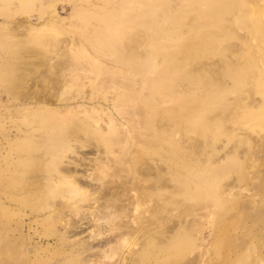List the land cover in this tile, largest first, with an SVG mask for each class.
Segmentation results:
<instances>
[{"label": "rangeland", "instance_id": "1", "mask_svg": "<svg viewBox=\"0 0 264 264\" xmlns=\"http://www.w3.org/2000/svg\"><path fill=\"white\" fill-rule=\"evenodd\" d=\"M31 1L28 7H24L20 0H0V165L4 167V172H1L0 167V187L4 185L7 187L6 195L18 199L20 198L18 191L23 187L30 173L26 177L21 175L12 180L6 178L5 172L14 167L15 160L21 163L26 161L28 154H37L44 150L43 143L35 144L30 140L32 136L35 138L38 136L41 117L52 118L58 113L63 115L68 109H72L71 115H67L70 124L78 118L88 119V114L81 113L84 108H79L80 105L92 106L85 103L86 98H90L91 101L88 102H94L96 105L99 104L97 101L108 105L119 119L124 115L128 116L130 109L117 111L113 108V99L119 93L128 91L123 87L126 80L119 74L111 76L108 70L111 71L113 68L127 70L134 66L132 62L145 61L149 56L153 57L157 67L160 63H166L163 48L170 49L172 56H176V43L182 42L181 36L184 41L190 40V24L193 22L199 30L201 25L209 26L211 31L219 29L217 24L210 22V18L205 14L200 15L199 11L193 10V5L199 7L200 4H192L190 0H170L169 10L176 12L167 20L169 30L166 32L170 36L169 39L161 23L154 24L151 28L146 23V18L139 20L135 13L129 14V10L134 9L130 2L134 1L139 5L149 3L148 0ZM223 1L231 5L230 14L222 15V12L220 14L219 23L224 26L222 30L220 29L221 48L219 46L216 51L199 55L197 62L218 61L222 73L228 70L230 63H233L245 68L247 75L245 79H240L241 85H234L232 80L228 79V85L223 91H214L217 93V98L208 103L210 107H197L195 111L193 110L194 118L178 119L180 156L175 157L176 160L173 161L170 157L168 159L171 164L176 162L181 166L188 159L192 163L200 164V172L204 173L203 176L201 173V176L209 180L211 194L197 197L193 201L180 196L185 203L197 206L198 210L181 220L173 221L170 219L173 212L177 211L172 210V206L164 229L154 228L150 234L145 235L137 232L138 236H134V239L138 240L137 243H142L137 255L138 264L191 262L192 264H264V0ZM92 3H98L100 7H92ZM154 3L156 7L160 4L155 1ZM76 4L84 6L85 9L72 12ZM54 9L58 18H65L64 22H58L56 26L41 31L30 30L28 25L37 26V23L53 18ZM126 11L127 13L122 14ZM179 12L183 14L182 21L177 26L175 22L181 19H178ZM71 13L74 16L70 17ZM115 13L121 16L116 19ZM162 14L163 12L158 10L154 18L158 22L164 21ZM102 18L117 21L109 26L110 34H114V31L116 32L124 23H128L126 24L128 27H122L123 35L117 46L110 44L103 49L105 53H96L94 46L85 43L80 34L94 25L101 26ZM199 18L203 22L198 25ZM103 24L106 26V23ZM222 32L226 35L223 36ZM78 42L83 46L77 45ZM17 43H23V46L16 48L14 45ZM194 46H192L194 50L197 47L200 54L205 53L203 50L206 49L202 48L201 44ZM29 47L35 48L39 54L33 55L28 52L26 49ZM83 51L89 52L90 58L86 53L83 55ZM121 60H126L128 65L119 63ZM191 62L195 63L188 61L187 65ZM63 63H67L68 71L67 75L60 76L62 86L43 89L42 83H38L41 80L36 76L54 77L50 75V69ZM15 64L22 72H30L34 69L38 72L34 74L33 71L32 75L29 73L24 75L23 82L15 88L4 80V76L15 67ZM26 64H31L30 70L23 69ZM106 66L109 69H104ZM171 66L176 68L173 64ZM182 67L180 70H183ZM203 72L212 80L210 71ZM166 80H169V77ZM52 82L51 79L50 83L54 86L55 83ZM173 86L175 94L185 101L182 109L196 107L192 102L196 101L197 97L207 98L208 87L192 86L178 77L173 79ZM19 90L24 93L35 92L39 98L54 95V98L49 97L48 103L55 111L52 112L53 116L24 110L25 105L19 96L14 94V91L19 92ZM99 124L104 125L102 121ZM121 132L122 134L119 133L116 137L114 155L124 158L133 146L131 142H126L123 131ZM193 140L203 142L204 149L199 157L191 155L188 158V147ZM152 152L153 150L147 149L146 159H149ZM83 168L79 167V173H82ZM218 168L220 172L217 171ZM2 177L7 180L3 182ZM44 181L39 175L34 179L38 184ZM164 192L167 195L165 190ZM64 195L48 196L45 203L50 206L51 216L43 217L40 223H32V226L30 225L32 229L28 227L29 214L35 213L31 205L16 207L13 203L8 204L10 208L7 206L0 208V264H19L16 263L17 254L25 252L28 248L33 249L29 264H56L67 259L68 264H87L88 260H91V264H100L98 255L92 256L91 250L88 252L87 247L91 245L97 250L99 243H103L102 248H104L110 242H114L112 239L114 235H111L107 224L103 229L101 228L102 235L99 240L92 242L90 237L96 236V232L94 226L88 228L87 225L82 239L86 245H78L72 253L69 251L70 254H67L68 250L65 251L61 243L46 246L47 238L65 231L66 221H77L80 217V214L75 213L72 202ZM36 201L37 199L30 202L34 203V206L37 204ZM40 207L37 206L35 209L40 210ZM127 219L124 218L125 221ZM186 221H194L192 236L186 240L187 243L180 242L177 238L181 236L177 231L182 230ZM127 224L130 226L129 223ZM126 229L122 227L118 231L124 232ZM158 232L167 238V243L163 246L155 238ZM7 236L12 242L8 246L4 242ZM109 239L108 244L104 246ZM159 248L162 249L161 252Z\"/></svg>", "mask_w": 264, "mask_h": 264}, {"label": "bare ground", "instance_id": "2", "mask_svg": "<svg viewBox=\"0 0 264 264\" xmlns=\"http://www.w3.org/2000/svg\"><path fill=\"white\" fill-rule=\"evenodd\" d=\"M20 1L24 7H28L32 3L31 0ZM154 1L160 2V4L156 7ZM190 1L192 4H200L199 7L193 5V10L199 11L200 15L205 14L210 18V22L217 24L219 29L211 31L209 26L201 25L199 30L196 29L193 22L190 24V40L184 41L181 36L182 42L176 43V56H172L170 49L163 48L166 54V63H160L159 66L161 67H157L153 57L149 56L147 60H142L144 63L142 61L139 63L132 62L134 66L127 68V70L123 68L108 70L111 72V76L119 74L126 80L123 87L128 91L119 93L113 99V108L117 111L124 108L130 109L131 112L128 116L124 115L119 119L108 105L99 101H97L99 104L96 105L94 102H88L91 101L90 98H86L85 103L92 104V106L80 105L79 108H84L81 113L88 114V119L78 118L70 124L67 115H71L72 109H68L63 115L58 113L52 118L41 117L38 136L37 138L32 136L30 140H33L35 144L43 143L44 150L37 154H28L26 161L21 163L15 160L14 167L5 172L6 178L12 180L21 175L26 177L30 173L29 178L26 177L27 181L18 191L19 199L7 196V187L4 185L0 187V208L2 206L10 208L8 204L13 203L16 207L19 205L27 206L26 204L34 207L35 213L30 212L28 217V227L32 226V223H40L44 219L43 217L51 216L50 206L45 203L49 195L65 194L67 200L72 202L71 205L74 206L75 213L80 214L77 221L69 220L65 222L66 224L64 223L65 231L47 238L46 246L61 243L64 245V250H68L67 254H70L69 251L72 253L78 245H86L82 239L87 225L88 228L94 226L96 232V236L90 237L92 239L90 242H92L99 240L100 235H102L101 228L103 229L104 225L107 224L110 227L111 235H114L112 238L114 242L108 244L109 239L107 243H104V246L108 244L104 248H102L103 243H99L97 250L90 245L87 247L88 252L91 250L92 256L97 254L100 264H138L137 255L142 243L139 244L137 243L138 240L134 239V236H138L136 235L137 232L145 235L150 234L154 228L164 229L172 206V210L177 211L176 213L173 212L172 219H170L173 221L181 220L198 210L197 206L185 203L180 196L193 201L197 197H206L211 194L210 182L202 177L204 173L200 172V164L192 163L190 159L186 160L182 166L179 163L173 162L171 164L172 162L168 161L169 157L173 161L180 156L178 148L180 122L178 119L182 117L186 120L194 118L193 110L195 111L197 107L208 106L209 102L215 100L217 98L215 92L223 91L228 85V79H231L234 85H241V80L245 79L247 72L245 68L238 67L233 63H230L228 70L222 73L218 61L212 63L197 62L199 55L216 51L219 46L221 48L220 39L222 35L220 31L224 26L219 23L220 14L221 12L222 15L230 14L231 3L223 0ZM133 2L129 3L134 7V9L129 10V14L135 13L139 20L146 18V23L151 28L152 25L161 23L166 37L169 39L170 36L166 32L169 30L167 20L176 12L169 10L170 0H148L149 3H140L139 5ZM91 6L98 8L100 4L92 3ZM77 9L82 11L85 7L76 4L72 8V12H77ZM158 10L163 12L164 21L158 22L154 18V14ZM125 13L127 11L122 14ZM182 14L179 12L178 19L182 17ZM53 15L54 17L46 22H39L37 26L28 25V27L30 30L41 31L56 26L58 22H64V17L58 18L56 9L53 10ZM71 16L74 14L71 13ZM120 16L119 13L114 14L116 19ZM101 20V26L94 25L80 34L85 43L94 46L96 53H105L103 49L110 44L117 46L123 35L122 27H128L126 25L128 23H124L116 32L114 31V34H110L109 26L112 25V22L117 21H109L111 19L108 18ZM181 21L182 18L177 20L175 25H180ZM202 22L203 20L199 18L197 24ZM103 23H106V26ZM152 33L156 32L152 31ZM222 34L223 36L226 35L225 32ZM184 38L186 37L184 36ZM81 42L76 44L83 46ZM199 44L206 49L203 50L205 53L200 54V51L196 49L197 47L195 50L192 47ZM14 46L21 48L23 43H17ZM26 50L33 55L39 54L33 47ZM85 53L86 56H90L89 52L83 51V55ZM188 61H195V63L191 62L190 65H187ZM119 63L128 65L126 60H121ZM171 64L175 65L176 68ZM181 66H183V70H180ZM184 66L190 67L184 68ZM30 68L31 64H26L23 67L25 70H30ZM107 68L106 66L104 69ZM204 70L211 72L212 80L203 72ZM33 71L34 74L38 72L37 69ZM33 71L22 72L21 68L15 64V67L4 76V80L16 88L23 82L24 75L26 76L27 73L32 75ZM67 71V63H63L50 69L49 73L54 77L48 78L46 75L36 77L41 80L38 83H42L43 89H50V86H62L63 82L60 80V76L67 75ZM168 77L169 80H166ZM177 77L186 80L192 86L208 87L207 98L197 97V100L192 102L196 104V107L182 109L185 101L175 94L173 86V79ZM51 79L52 83H55L54 86L50 83ZM14 94L19 96L25 105L24 110H31L36 114L46 113L47 115H52V112H55L51 105H48L49 97L54 95H49L48 98H39L35 92L24 93L20 90L19 92L14 91ZM100 121L104 125H98ZM181 127L185 128L184 125ZM120 130L123 131L126 142H131L133 146L124 158L114 155V147L117 144L116 137L119 133L122 134ZM135 145L140 148H135ZM147 149L153 150L149 159L145 157ZM203 149V142L193 140L191 146L188 147L187 157L189 158L191 155L199 157ZM0 167L2 168L1 172H4V167L1 165ZM79 167H84L81 170L82 173H79ZM217 171L220 172V168ZM36 175L45 181L40 184L35 183ZM2 180L4 182L7 179L2 177ZM201 183L203 184L201 185ZM35 199H37V204L33 206L34 203L30 201ZM37 206H41L40 210L35 209ZM124 218H128L127 221ZM193 223L194 221H186L183 223L182 230L177 231V234L181 235L177 237L180 242L191 238ZM122 227L127 228L126 231L119 232L118 230ZM71 228L73 229L71 230ZM30 229L32 228L30 227ZM132 235L133 237H131ZM162 235L161 232H158V236L155 235V238L163 246L167 243V238ZM4 242L7 246L12 243L8 236ZM32 250V248H28L25 252L18 253L16 263L29 264ZM159 251L161 252L162 249L159 248ZM90 262L91 260H88L87 264H91ZM56 264H68V259ZM185 264H192V262Z\"/></svg>", "mask_w": 264, "mask_h": 264}]
</instances>
